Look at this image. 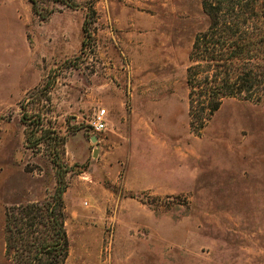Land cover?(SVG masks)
Here are the masks:
<instances>
[{"label": "rangeland", "instance_id": "374dc122", "mask_svg": "<svg viewBox=\"0 0 264 264\" xmlns=\"http://www.w3.org/2000/svg\"><path fill=\"white\" fill-rule=\"evenodd\" d=\"M33 2L0 0V264L5 212L51 200L54 160L63 264H264V102L188 115L200 0Z\"/></svg>", "mask_w": 264, "mask_h": 264}, {"label": "trees", "instance_id": "16d2710c", "mask_svg": "<svg viewBox=\"0 0 264 264\" xmlns=\"http://www.w3.org/2000/svg\"><path fill=\"white\" fill-rule=\"evenodd\" d=\"M29 1L37 13L35 2ZM200 5L208 27L193 39L185 83L190 121L203 127L224 100L264 102V0H200ZM82 32L85 39L84 26ZM54 141L63 144L59 137ZM54 163L61 174L67 171L57 160ZM61 174L49 202L5 212L4 254L10 264H63L66 260Z\"/></svg>", "mask_w": 264, "mask_h": 264}, {"label": "built area", "instance_id": "2783aa9c", "mask_svg": "<svg viewBox=\"0 0 264 264\" xmlns=\"http://www.w3.org/2000/svg\"><path fill=\"white\" fill-rule=\"evenodd\" d=\"M90 130L93 133H101L106 129V112L104 109L94 112L91 120L89 121Z\"/></svg>", "mask_w": 264, "mask_h": 264}, {"label": "water", "instance_id": "95a60500", "mask_svg": "<svg viewBox=\"0 0 264 264\" xmlns=\"http://www.w3.org/2000/svg\"><path fill=\"white\" fill-rule=\"evenodd\" d=\"M95 140H96L95 138H92V139H91V142H95ZM95 154H96V150H94V152H93V156H95Z\"/></svg>", "mask_w": 264, "mask_h": 264}]
</instances>
